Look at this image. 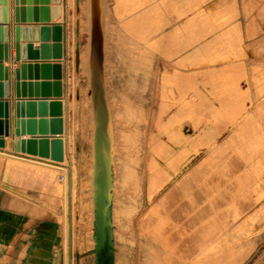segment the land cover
<instances>
[{
  "label": "crops",
  "instance_id": "crops-1",
  "mask_svg": "<svg viewBox=\"0 0 264 264\" xmlns=\"http://www.w3.org/2000/svg\"><path fill=\"white\" fill-rule=\"evenodd\" d=\"M43 2L25 0L22 5L20 0L18 7L26 10V20L29 7L38 10L40 20L42 9L47 8L52 19V0L48 5ZM15 9L16 0H8L4 27L9 61L0 62L4 69L0 102L9 103L10 123V135L0 137L5 142L0 156L11 160L1 168L0 264H67L60 222L53 216L28 212V200L21 191V175L26 171L13 163L37 171L48 164H29L27 159L47 160L16 152L17 142L33 138L14 134L16 100L59 99L53 87L49 97L42 95V88L33 99L17 97L15 70L20 65L12 63L16 54ZM61 9L57 22H26L21 26L62 27L63 59L21 64L62 65V138L67 150L69 70L64 58L69 50L70 0H62ZM2 10L0 6V18ZM177 32V39L169 41V57L164 53L158 64L162 72L157 86L162 95L159 111L164 113L155 135V154L147 167V232L165 245L166 264H264V0L205 1L194 14L180 19ZM167 42L160 44L164 50ZM25 44L39 51L42 44L55 43H44L38 32ZM73 52L74 61L77 53H82L80 45H75ZM38 74L36 80L35 70L31 75L26 70L20 83L46 82L41 79V70ZM33 174L42 184V173Z\"/></svg>",
  "mask_w": 264,
  "mask_h": 264
},
{
  "label": "rangeland",
  "instance_id": "rangeland-1",
  "mask_svg": "<svg viewBox=\"0 0 264 264\" xmlns=\"http://www.w3.org/2000/svg\"><path fill=\"white\" fill-rule=\"evenodd\" d=\"M205 1L209 0H99L105 18L103 24L101 13L105 86L116 143L113 264H166L165 245L158 236L148 234L146 227L147 167L155 154V135L164 113L159 111L162 95L157 86L162 72L158 64L164 53L169 57L180 19L194 14ZM91 7L92 0H70L69 50L64 58L69 70L65 161L56 165L59 169L40 166L41 171L13 162L26 171L21 175V191L28 200V212L60 222L67 264H95ZM166 40L164 50L160 44ZM75 45L82 51L79 69L73 61ZM8 161L0 156L1 184V168ZM33 173H42V184L33 179Z\"/></svg>",
  "mask_w": 264,
  "mask_h": 264
},
{
  "label": "water",
  "instance_id": "water-1",
  "mask_svg": "<svg viewBox=\"0 0 264 264\" xmlns=\"http://www.w3.org/2000/svg\"><path fill=\"white\" fill-rule=\"evenodd\" d=\"M30 2V0H28ZM37 1V0H36ZM44 5L49 4V0H43ZM22 5L25 0H21ZM62 0H52L53 17L48 16V9H42V18H38V10L29 7L28 20L25 18L26 10L19 8L20 0H16L15 9V41L14 49L16 51L13 58V64H19L20 67L15 70L17 97L24 98L28 95L30 99L39 96V88H42V95L49 97L54 88V96L58 100H16V120L14 134L17 137L26 134L33 136L29 140L22 139L16 143V152L28 154L33 157L50 160L54 163H63L65 161L66 143L62 138L65 133L64 121V104L60 98L63 96L62 80L63 67L60 63L43 62L38 65L21 64L26 60H62L63 55V28L54 27H29L24 28L21 25L38 22H57L61 18ZM31 6V3H29ZM37 5V2H35ZM0 6L4 12L3 18H0V62L9 61V47L6 45L7 28L4 27L8 23V0H0ZM33 11L35 18H33ZM93 27L91 36V77H90V94L92 96L95 130H94V169H93V198L95 212V228L94 236L96 264H102V255L106 254L108 259L112 258L115 253L114 241V224H113V191H114V160H113V144L110 134L111 114L107 99L104 72V35L101 28V11L99 0H92ZM40 32L41 39L44 43L51 40L54 45L42 44L40 50H34L31 44H25L28 40L30 43L34 36ZM2 33L4 37L2 38ZM35 33V34H34ZM76 65L80 66V53L76 55ZM32 69L36 72V80H39V70L42 71V84L29 83V85L21 84L22 78H25L26 70L31 75ZM3 66L0 64V81H3ZM54 82H51V81ZM2 85L0 84V87ZM27 87V92H26ZM35 90V92H34ZM27 93V94H26ZM1 98L4 94H1ZM32 101V102H27ZM9 103L0 102V137L10 135V123L8 119ZM39 116V120L36 117ZM50 117V119H48ZM6 119V120H2ZM40 135V137H36ZM51 135L52 138L46 136ZM5 148V142L0 138V149ZM108 264V262H106Z\"/></svg>",
  "mask_w": 264,
  "mask_h": 264
},
{
  "label": "bare ground",
  "instance_id": "bare-ground-1",
  "mask_svg": "<svg viewBox=\"0 0 264 264\" xmlns=\"http://www.w3.org/2000/svg\"><path fill=\"white\" fill-rule=\"evenodd\" d=\"M91 16H92V19H93V12H92V7H91ZM90 18V17H89ZM92 27H93V20H92ZM101 28H102V24H101ZM102 31H103V29H102ZM92 32V31H91ZM103 35H104V33H103ZM92 36V35H91ZM90 55H91V53H90ZM91 57V56H90ZM89 61V60H88ZM75 62H76V58H75ZM80 64H81V54H80ZM90 64H91V62H90ZM89 95L91 96V94H90V92H89ZM92 97V96H91ZM108 97V96H107ZM110 105V104H109ZM109 108H111V107H109ZM111 113V112H110ZM112 114V113H111ZM112 119H111V127H110V134H111V138H112V144H113V160L115 161V153H116V143H115V141H114V134H113V131H114V129H113V117H111ZM94 130H95V126H94ZM94 142V141H93ZM26 162L27 163H29V164H32V163H38V164H42L43 162H39V161H36V160H33V159H27L26 160ZM43 166H46V167H48V168H50V169H59L56 165H51V164H44ZM94 169V168H93ZM59 171V170H58ZM63 173L64 174H67V171H66V169L64 170L63 169ZM92 174H93V172H92ZM93 176V175H92ZM116 184V183H115ZM113 187H114V184H113ZM114 192V191H113ZM94 214H95V212H94ZM67 231H68V229H67Z\"/></svg>",
  "mask_w": 264,
  "mask_h": 264
},
{
  "label": "flooded vegetation",
  "instance_id": "flooded-vegetation-1",
  "mask_svg": "<svg viewBox=\"0 0 264 264\" xmlns=\"http://www.w3.org/2000/svg\"><path fill=\"white\" fill-rule=\"evenodd\" d=\"M93 254H94V258H95V264H96V254H95V248L93 250ZM114 257V255H113ZM113 257L108 259V257L106 256V254L102 255V264H106V262H108V264H113Z\"/></svg>",
  "mask_w": 264,
  "mask_h": 264
},
{
  "label": "built area",
  "instance_id": "built-area-1",
  "mask_svg": "<svg viewBox=\"0 0 264 264\" xmlns=\"http://www.w3.org/2000/svg\"><path fill=\"white\" fill-rule=\"evenodd\" d=\"M38 161H43V160H40V159H39ZM48 161H50V160L43 161V162H46V163H49V164H53V165H60L59 163H54V162H52V161L48 162Z\"/></svg>",
  "mask_w": 264,
  "mask_h": 264
}]
</instances>
